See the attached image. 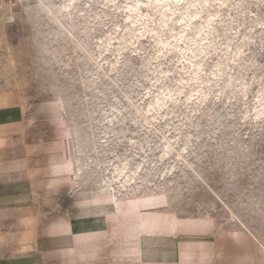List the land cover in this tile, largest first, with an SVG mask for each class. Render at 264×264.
I'll list each match as a JSON object with an SVG mask.
<instances>
[{
    "label": "rangeland",
    "instance_id": "obj_1",
    "mask_svg": "<svg viewBox=\"0 0 264 264\" xmlns=\"http://www.w3.org/2000/svg\"><path fill=\"white\" fill-rule=\"evenodd\" d=\"M26 1L15 3L10 19L3 20L0 9V95L42 115H58L67 156L75 130L89 128L95 156L104 163L154 160L143 162L139 185L116 203L143 208V227H173L175 214L190 217L193 224L205 219L227 238L260 254L250 236L239 241L235 234H249L247 228L264 241V99L262 114L254 113L257 95L264 90V27L254 30L242 55L252 62L244 74L249 83L244 94L238 83L234 90L224 86L223 75L200 102V94L190 97L191 84L182 82L181 93L166 97L159 109L161 93L186 73L176 63L178 49L155 60L151 55L156 45L147 34L115 52L125 31L122 8L129 0H114V6L107 7L103 0H76L67 18H56L62 0ZM241 5L248 20H243L231 47L252 18H264V0H244ZM142 10L147 12L144 6ZM241 14L226 5L220 8V16L237 22ZM103 37H111V45L98 56ZM219 49L209 55L199 79L209 76L213 60L224 54V46ZM219 87L221 92L214 94ZM167 141L172 146L158 157ZM153 173V181L146 182Z\"/></svg>",
    "mask_w": 264,
    "mask_h": 264
},
{
    "label": "crops",
    "instance_id": "obj_2",
    "mask_svg": "<svg viewBox=\"0 0 264 264\" xmlns=\"http://www.w3.org/2000/svg\"><path fill=\"white\" fill-rule=\"evenodd\" d=\"M59 118L0 95V264H264L250 234L260 254L205 219L143 227V208L75 183Z\"/></svg>",
    "mask_w": 264,
    "mask_h": 264
},
{
    "label": "bare ground",
    "instance_id": "obj_3",
    "mask_svg": "<svg viewBox=\"0 0 264 264\" xmlns=\"http://www.w3.org/2000/svg\"><path fill=\"white\" fill-rule=\"evenodd\" d=\"M75 1L76 0H62L60 4L61 11L56 18L59 16L65 18L70 14L72 11L70 8L74 6ZM242 1L244 0H129L127 5L122 8L125 31L123 37L120 38L121 40L117 43L115 52L119 54L123 48L136 42L145 34L149 36V39H154L156 48L155 51H153L154 55L151 56H154L155 60L158 59L156 58L157 56L162 53L164 54V52L170 49H178L176 63L180 64L181 70H184L186 75L183 73L184 76L181 77L180 82L176 83L175 86L173 85L174 87L171 85L172 88L167 92L161 93V97L157 101V108L159 109L167 103L166 97H173L174 95L180 94L184 88V84H191L192 86L191 94L188 93L190 97L200 94L198 95L199 101H204L211 93V89L217 86L219 78L223 75L226 76L224 82L222 81L224 86L229 85L230 88L232 86L234 90L236 89L234 84L238 83L240 92L242 91L244 94L249 86V83L244 81V74L252 62L243 59L242 55L245 51V46L248 45L249 41L253 38L255 33L254 30L258 26L261 28L264 27V18L260 16L252 18L247 23L245 30L240 34L241 36L238 42L231 47V43L234 41L233 39L236 38L235 35L242 25L243 20H248L245 8L241 5ZM16 2L21 3L24 2V0H9V2L0 0L3 20L11 18L13 12L12 7ZM25 2L27 1L25 0ZM113 2L114 0H103L102 4L107 7L113 4ZM224 5L229 9L233 8L242 13L238 22L235 21L232 16H220V8ZM143 6L146 8L147 12H143ZM233 23L234 25H232ZM111 39V37H103V39H101L98 56H101L109 49L112 41ZM180 43L182 44L180 45ZM222 45L224 46V54L221 55L219 53L221 56L217 55L218 57L216 60H213L209 76L199 79L200 71L209 55L221 48ZM228 51H230V53ZM230 62L236 71V75L234 76L230 74L232 68ZM114 65L116 64L114 63ZM114 65L109 68L110 71L115 68ZM182 82H184V84ZM201 84L205 87L202 88ZM218 92H221V87H219L214 94ZM263 99L264 90H260L257 95L258 106L254 111L255 117L262 114L261 108L263 106ZM88 129L80 128L75 130V136L70 142L71 152L68 154V158L73 166L75 183H81L102 191L106 189L107 193L111 194L110 199L114 200L116 204L119 197L127 194L139 185V179L141 178L140 171L143 162H150V164H152L154 160L148 161L147 158L143 157L133 164H129L127 159H119L111 163H104L95 156V143L91 139L89 133L90 129L89 131ZM172 144L171 141H167L163 152L159 154L158 157L164 156ZM154 175L155 173H153L146 182H152ZM245 229L251 234L249 229ZM260 244L264 247V241H260Z\"/></svg>",
    "mask_w": 264,
    "mask_h": 264
}]
</instances>
